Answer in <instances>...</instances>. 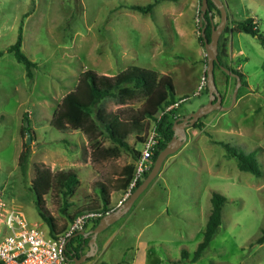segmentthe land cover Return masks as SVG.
Instances as JSON below:
<instances>
[{
	"label": "rangeland",
	"instance_id": "obj_1",
	"mask_svg": "<svg viewBox=\"0 0 264 264\" xmlns=\"http://www.w3.org/2000/svg\"><path fill=\"white\" fill-rule=\"evenodd\" d=\"M151 1L0 0V194L46 236L47 226L39 220L34 194L29 190L34 165L45 162L44 157L53 149L59 150L62 138H67L63 143L74 146L64 144L65 150L53 153L65 170L80 176L76 194L68 199L75 204L70 208L73 213L86 196L99 204L92 184L115 185L123 168L134 164V152L138 157L152 126V120L147 119L144 129L127 136L130 151L113 144L99 127L95 117L98 110L113 114L142 105V91L128 85L133 95L115 93L101 101L96 113L94 110L81 118L82 126L97 140L96 147L80 131L60 133L53 129L49 120L56 112V103L74 89L84 70L92 68L97 74L110 75L131 66L168 74L175 99L180 101L178 115L193 112L208 101L206 88L198 89V23L195 27L189 20V12L179 18L178 32L170 34L165 16H157L161 25H145L126 15L134 11L111 12L113 6L125 2L145 5ZM222 1L228 20L251 17L264 37V0ZM168 3L163 2L162 8H168ZM30 7L32 12L23 18L22 50L37 63L32 80L7 51L16 39L22 14ZM218 20L215 15L214 21ZM227 24L234 27L229 21ZM226 38L230 54L227 64L244 76L235 102L231 97L233 77L216 70V85L224 94L222 104L231 108L212 111L198 121L199 128L186 129L182 147L165 159L157 177L142 192L140 198L149 196L146 211L132 220L126 213L101 231L96 239L100 247L88 264H264V243L256 242L264 229V44L236 30ZM101 51H114L121 60L112 59L109 67L104 66ZM24 117L27 120L23 123ZM25 123L31 133L27 145L32 154L23 178L18 156L26 142V133L24 137L20 134ZM220 141L253 152L262 175L240 171L236 159L227 156L217 143ZM107 149H115L117 154L109 155ZM213 191L226 197L222 224L208 249L193 261L203 239ZM112 197L115 201L117 195ZM42 200L41 206L54 218L57 228L65 230L70 223L63 216L62 196L51 193ZM4 234L0 226V239Z\"/></svg>",
	"mask_w": 264,
	"mask_h": 264
},
{
	"label": "trees",
	"instance_id": "obj_2",
	"mask_svg": "<svg viewBox=\"0 0 264 264\" xmlns=\"http://www.w3.org/2000/svg\"><path fill=\"white\" fill-rule=\"evenodd\" d=\"M162 1L176 0H152L145 5L124 3L118 6H124L140 13L147 14L152 13L153 7ZM31 12L32 7L22 14L16 39L7 48V51L12 53L15 60L24 66L26 77L30 80L33 79V69H36L37 63L29 59L22 50V26L23 18L27 17ZM215 15L220 17L219 10L215 7L212 1L208 0V7L205 12L207 24L203 32L208 40L210 39L212 25H216L219 22V20L216 22L214 21ZM228 21L230 24H233L234 27L232 28L227 24L219 38L217 54L218 62L215 63L214 75L216 70L222 72L220 67L224 66L238 74L241 79V83L243 84V74L239 70H236L227 64L228 40L226 35L231 33L233 30H236L238 32H244L257 37L261 40L262 44H264V37L260 34L257 22H254L251 17L245 18L241 21ZM201 29L202 27H197V36L199 44L204 48ZM262 68L264 69V62L262 64ZM222 74H224L227 78H230V76H227L225 73L222 72ZM233 80L236 82L235 78H233ZM128 85H132L134 88L142 91L144 95V102L140 107L130 109L127 112L121 111L113 114H108L103 110H98V106L101 101L107 97H113L115 93H118L121 97H123V95H133L127 88ZM175 102L173 83L168 75L160 74L150 69L137 67H128L113 76L100 75L92 69H87L78 76L74 89L66 93L59 101L56 106V112H54L51 116L50 126L60 133L80 131L87 136L88 142L92 144V146L96 147V144L98 143L97 140L93 139L90 131L82 126L80 120L82 117L91 114L94 110L95 113L98 110L95 114L96 121L106 138H108L117 147L130 151V146L126 141L127 136L130 133L138 134L142 129H144V121L147 119H153L156 122V130L160 139L157 146L152 151V167L158 153L166 146L173 136L172 127L174 121L177 118L182 117L177 114V109L180 105L169 111H164L166 107ZM161 112L163 113L158 119L157 115ZM26 120L27 118L24 117L23 123ZM193 127L199 128V123L196 122ZM25 133L26 128L22 125L20 134L24 137ZM217 143L223 147L227 156L236 159L237 167L240 171L249 172L256 177L262 175V170L260 169L253 152L242 151L238 147L227 142L220 141ZM30 153L31 147L24 142L23 149L20 151L18 156V167L23 178H26L27 175ZM105 153L109 155H116L117 151L115 149H107L105 150ZM137 154L138 152H134V160H136ZM149 171L150 170L143 174L142 178L137 182L131 191H133L143 181ZM133 173L134 164H130L123 168L121 173L115 179L116 184L112 187H108L104 182H94L91 187L98 195L99 204L90 198L87 203L76 208L72 214H68L65 210L71 205L67 198L74 194L76 187L80 183L78 175L74 172L64 170L53 172L44 163H36L34 165V178L31 182L29 190L34 194V201L37 206L39 216L48 226L50 236L57 237L64 229H62L63 227L57 228L54 218L41 206L44 196L51 193H57L62 196V211L68 222L74 221L80 215L94 214L95 216L90 217L84 226L86 227V225L91 222V228H94L99 222L100 217L110 211L109 204L111 192L125 193L130 181L132 180ZM100 202L102 205H100ZM225 202V196L216 191L212 192L211 211L204 229L203 239L198 244L193 254V261L197 260L204 254V252L208 249L210 242L218 233L222 224V209ZM88 240L89 236L84 237L82 235H75L68 241L65 250V254L68 259L67 264H71L72 258L79 257L85 252ZM256 242L258 244L264 243V229L262 231V235L256 240ZM183 254H186V252L184 251Z\"/></svg>",
	"mask_w": 264,
	"mask_h": 264
},
{
	"label": "built area",
	"instance_id": "obj_3",
	"mask_svg": "<svg viewBox=\"0 0 264 264\" xmlns=\"http://www.w3.org/2000/svg\"><path fill=\"white\" fill-rule=\"evenodd\" d=\"M196 21L200 23L199 8ZM206 84V75L203 74L199 79L198 89L206 88ZM179 105L180 101L176 100L164 111H169ZM162 113L157 115L158 119ZM159 139L156 122L152 119V126L141 143L142 149L139 156L134 161L132 180L118 205L129 195L143 174L150 170L152 151ZM92 216L95 215H80L70 222L57 237L46 236L36 227L29 225L24 216L11 209L0 196V226L5 230V234L0 239V264H67L66 244L74 234L84 230L85 224Z\"/></svg>",
	"mask_w": 264,
	"mask_h": 264
},
{
	"label": "water",
	"instance_id": "obj_4",
	"mask_svg": "<svg viewBox=\"0 0 264 264\" xmlns=\"http://www.w3.org/2000/svg\"><path fill=\"white\" fill-rule=\"evenodd\" d=\"M213 2L215 7L219 10L220 17L219 22L216 25H212L210 39L208 40L204 35V29L206 27L207 21L205 19V12L208 7V0H200L199 5V17L200 23L199 27H202V39L204 43V50L206 56V70L205 75L207 79V93H208V101L207 103L199 106L195 111L185 114L182 117L177 118L173 124V136L170 141L166 144V146L158 153L155 158L153 165L147 174V176L143 179V181L129 193V195L122 201L120 205H118L115 209L110 210L106 214L100 217L99 222L94 228H91L88 232L80 231L75 235H82L84 237L89 236L88 240V249L81 254L79 257L72 258L71 264H82L85 263L89 258L93 257L97 251V235L106 229L108 226L119 220L122 216H124L136 199L141 195V193L148 187V185L157 177L161 166L165 159L178 151L187 138V128L193 127V125L198 122L203 116L209 114L215 110H229L231 106H223L222 104V95L218 90L215 82V63L218 62L217 54H218V42L219 38L227 24L228 21V13L227 7L224 1L222 0H210ZM220 69L227 76L235 78V86L232 91V100L235 102L236 96L238 93V89L241 85V79L238 74L234 73L227 67L221 66ZM26 128V144H30L31 142V133L28 129V123H25Z\"/></svg>",
	"mask_w": 264,
	"mask_h": 264
},
{
	"label": "crops",
	"instance_id": "obj_5",
	"mask_svg": "<svg viewBox=\"0 0 264 264\" xmlns=\"http://www.w3.org/2000/svg\"><path fill=\"white\" fill-rule=\"evenodd\" d=\"M163 2H170V3H168V5H170V6H168V8H166V9H163L162 7H163V5L164 4H162ZM125 3H127V2H125ZM124 4V3H123ZM199 5H200V1L199 0H176V1H162V2H160V3H158V4H156L154 7H153V10H152V13H147V14H143V13H140V12H138V11H135V10H132V9H129V8H127V7H124V6H117V5H115V6H113V8L111 9V12H119V11H134L135 13H133V12H127V16L133 21V22H142V23H144L145 25H150L151 23H157L158 25H161L160 23H159V20L157 19L158 17V15H160V16H165V25H167V33L168 34H170V31H177L178 32V29L176 28V24L178 23V21H179V18L181 17V16H183L184 15V13L185 12H189V20H191L193 23H194V25H195V27H196V14H197V10H198V8H199ZM110 27H108V29H109ZM178 34H180V33H178ZM197 41H198V36H197ZM198 44H199V42H198ZM227 49H228V47H227ZM101 54L103 55V58H104V60H105V62H106V64H104V66H107V67H109L110 66V63H111V60L112 59H117V61H120L121 60V57L119 56V55H117L116 54V52H114V51H112V52H110V51H101ZM176 57H178V56H176ZM228 57H230V54H229V50H228ZM205 58H206V56H205V50H204V48L199 44V48H198V60L197 61H195V62H197V64H199L200 65V77L203 75V74H205V70H206V64H205ZM99 67V66H98ZM129 67H131V66H129ZM105 68V67H104ZM126 68H128V67H121V71H123V70H125ZM90 69H92V68H90ZM120 71V72H121ZM120 72H118V73H120ZM117 73V74H118ZM160 74H164V75H168V74H165V73H160ZM101 75H106V76H113V75H116V74H110V75H107L106 73L105 74H101ZM169 76V75H168ZM215 79H216V77H215ZM217 86V85H216ZM218 88V87H217ZM218 90H220V88H218ZM174 97H175V92H174ZM176 100V99H175ZM56 106H57V103H56ZM179 108H180V106H179ZM179 108H178V111H179ZM185 115V114H184ZM184 115H181V116H184ZM51 119V118H50ZM49 124H50V120H49ZM65 139V140H64ZM64 140V141H63ZM67 140V138H62L60 141H61V144H62V147L58 150V149H53L52 151H50L49 152V155L47 156V154H46V157H44V161L45 162H43V161H40V162H42V163H45L46 164V166L48 167V168H50V170L51 171H53V172H56V171H60V170H64V171H71V170H65L64 169V167H62V165H60V163H59V161L58 160H56V158L53 156V153H56V152H59L60 150H65L66 148L65 147H67L68 145H66L67 143H63V142H67L66 141ZM32 142L34 143L35 142V140L33 141L32 140ZM66 145L65 147L63 146V145ZM71 147H74V146H72L71 144H69ZM70 146H68V147H70ZM61 152V151H60ZM31 154H32V152L30 153V156H31ZM29 159H30V157H29ZM59 159V158H58ZM73 172V171H72ZM75 173V172H74ZM75 174H77V173H75ZM78 175V174H77ZM78 177H79V180H80V176L78 175ZM81 181V180H80ZM80 184V183H79ZM79 186V185H78ZM77 186V187H78ZM77 187H76V190H77ZM76 190H75V192H74V194L73 195H75L76 194ZM113 194H116L117 195V197H116V199H115V201L113 200ZM73 195H71V196H69L68 198H67V200L70 198V197H72ZM124 195H125V193H119V192H111V194H110V204H109V208H110V210H113V209H115L117 206H118V203H119V201L124 197ZM141 195H142V193H141ZM141 195L136 199V201L133 203V205L131 206V208L129 209V211L127 212V213H129V216H128V220H132V219H134V218H136L137 216H139L142 212L144 213L145 211H146V208H147V206H146V204H147V202L149 201V196L148 197H145L144 198V196H142V198H140L141 197ZM0 196H1V194H0ZM90 199V196H86V197H84L83 199H82V202H81V205L80 206H82L83 204H85V203H87V201ZM68 202H70L72 205H70L68 208V214H72L71 212V210H70V208L72 207V206H74L75 204L74 203H72V201H70V200H68ZM11 209H13V210H15V211H17V212H19L20 214H22V212L21 211H19V208L18 207H16V206H14V204H10V203H6ZM34 204H35V201H34ZM100 205H102L101 204V202H100ZM79 206V207H80ZM35 207H36V211H37V214H38V218H39V220L41 221V222H43L42 221V219L40 218V216H39V213H38V209H37V206H36V204H35ZM78 208V207H77ZM23 215V214H22ZM144 215V214H143ZM64 216V215H63ZM65 217V216H64ZM127 220V221H128ZM27 221V220H26ZM27 223H28V221H27ZM44 223V222H43ZM70 223V222H69ZM29 224V223H28ZM46 224V223H45ZM29 225H31V224H29ZM31 226H33V227H36L37 225H35V224H33V225H31ZM47 226V225H46ZM37 228V227H36ZM38 230H40L41 232H42V230L41 229H39V228H37ZM91 229V222L90 223H88L87 225H86V227H84V231L85 232H88L89 230ZM43 233V232H42ZM47 235H50V233H49V228H48V226H47ZM98 236V235H97ZM97 239V238H96ZM97 242V250L99 249V247H100V242L98 243V241H96ZM96 253H97V251H96ZM91 260V258L85 263V264H88V262Z\"/></svg>",
	"mask_w": 264,
	"mask_h": 264
},
{
	"label": "flooded vegetation",
	"instance_id": "obj_6",
	"mask_svg": "<svg viewBox=\"0 0 264 264\" xmlns=\"http://www.w3.org/2000/svg\"><path fill=\"white\" fill-rule=\"evenodd\" d=\"M221 95H222V103H223L224 94L221 92ZM87 249H88V243H87V248H86V250H87ZM86 250H85V251H86ZM91 258H92V257H91ZM89 259H90V258H89ZM89 259H88V260H89ZM88 260H87V261H88ZM82 264H83V263H82Z\"/></svg>",
	"mask_w": 264,
	"mask_h": 264
}]
</instances>
